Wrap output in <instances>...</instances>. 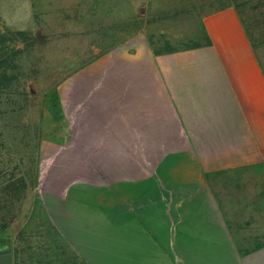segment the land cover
<instances>
[{
    "label": "crops",
    "instance_id": "obj_1",
    "mask_svg": "<svg viewBox=\"0 0 264 264\" xmlns=\"http://www.w3.org/2000/svg\"><path fill=\"white\" fill-rule=\"evenodd\" d=\"M32 7L0 0V18L28 29ZM201 26L209 44L162 53L137 35L56 85L28 192L39 214L6 228L38 231V264H264V209L221 178L264 168V64L236 3Z\"/></svg>",
    "mask_w": 264,
    "mask_h": 264
},
{
    "label": "rangeland",
    "instance_id": "obj_2",
    "mask_svg": "<svg viewBox=\"0 0 264 264\" xmlns=\"http://www.w3.org/2000/svg\"><path fill=\"white\" fill-rule=\"evenodd\" d=\"M31 2L35 23L33 25L32 20L25 19L20 24L24 28L30 26L25 30L37 40L30 39L27 43L29 45L20 46L22 51L17 61L18 68L27 77L25 92L27 98L29 97L26 109L18 112L17 121L22 128L11 132L18 143L21 138L26 140L27 136L33 137L34 127H40L42 131L43 119L54 115L56 85L73 69L108 48L137 35L147 36L155 49L162 53L204 45L206 40L201 26L202 17L228 3L229 0H31ZM235 2L242 11L264 64V3H260L261 0ZM0 19L6 26V22ZM20 103L24 101L21 100ZM12 121L9 122L17 123ZM29 125L33 126L34 131ZM6 135L5 140L8 138L11 145L19 146L12 142L10 135ZM255 170L257 172H249L246 177L239 170L222 174L221 178L225 183L240 184L237 182L243 181L249 183L247 191L239 188L231 191L237 195L236 199L245 201L252 198L257 208L264 209V204H259L260 200H264V168ZM28 194L27 192L26 198L17 204L14 210L16 218H21V223L31 215L37 217L39 214L38 207H32L33 201H29ZM23 214L26 215L25 218L22 217ZM243 223H239L240 229ZM41 240L36 230L20 229L8 232L0 228V250H14L17 264H38V260L46 255L43 254L46 253V246L40 242ZM40 245L42 248L39 249Z\"/></svg>",
    "mask_w": 264,
    "mask_h": 264
},
{
    "label": "trees",
    "instance_id": "obj_3",
    "mask_svg": "<svg viewBox=\"0 0 264 264\" xmlns=\"http://www.w3.org/2000/svg\"><path fill=\"white\" fill-rule=\"evenodd\" d=\"M236 3L229 0L228 4ZM260 3H264L261 0ZM236 5H238L236 3ZM261 5V4H260ZM240 8V7H239ZM213 9V10H216ZM212 10V11H213ZM242 13V11H241ZM244 19V18H243ZM245 21V20H244ZM203 29V28H202ZM249 35L250 29L247 26ZM206 44L209 38L203 30ZM37 38L31 36L27 30H15L5 26L0 19V228L6 229L17 217L14 212L17 204H20L27 196V192L34 187L37 179L38 152L41 139L40 127L30 126L34 131L33 137L21 138L16 142V137L11 133L21 129L22 125L17 121L18 112L24 111L28 105L29 97L25 92L26 75L18 68V59L22 51V45ZM253 40V37L251 36ZM254 42V41H253ZM200 46V45H199ZM26 77V78H25ZM54 107L56 102V92ZM24 103H20V101ZM13 116V117H12ZM8 119V120H7ZM17 123H10L9 121ZM25 127V125H24ZM23 127V128H24ZM5 134L10 135L12 142L19 146H13L5 140ZM26 134V133H24ZM6 135V136H7ZM0 252H3L0 250ZM18 263V261H17Z\"/></svg>",
    "mask_w": 264,
    "mask_h": 264
}]
</instances>
